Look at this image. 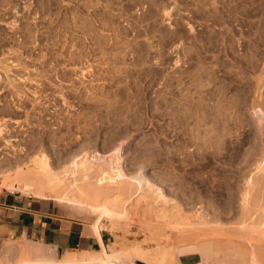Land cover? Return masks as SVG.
I'll list each match as a JSON object with an SVG mask.
<instances>
[{
  "label": "rangeland",
  "instance_id": "rangeland-1",
  "mask_svg": "<svg viewBox=\"0 0 264 264\" xmlns=\"http://www.w3.org/2000/svg\"><path fill=\"white\" fill-rule=\"evenodd\" d=\"M0 125L13 149L117 156L183 212L238 222L249 184L264 201V0H0ZM8 193L36 197L0 176ZM37 198L121 245L118 220ZM23 244L49 248L5 236L0 264Z\"/></svg>",
  "mask_w": 264,
  "mask_h": 264
},
{
  "label": "bare ground",
  "instance_id": "bare-ground-1",
  "mask_svg": "<svg viewBox=\"0 0 264 264\" xmlns=\"http://www.w3.org/2000/svg\"><path fill=\"white\" fill-rule=\"evenodd\" d=\"M8 138L0 125L3 186L13 189L17 184L27 194L53 198L77 210L89 209L100 219L114 218L121 223L114 229L123 233L121 245H112L110 250L97 220L88 230L100 249L85 260L80 261L77 253H67L60 260L50 248L23 244L13 248V264H139L137 259L147 264H182V259L188 257L196 258L195 263L200 261L196 264H264V201L252 195V183L242 190L238 222L209 221L203 216L204 205L196 207L194 214L183 212L143 172L142 166L128 172L122 168L121 158L120 162L113 159L117 156L82 150L84 153L66 152L59 157L61 165H55V160L43 151L28 155L25 147L13 149ZM131 234L134 238L129 246L126 236ZM141 234L154 242L153 246H143L147 241L141 244ZM10 247L5 250L10 252Z\"/></svg>",
  "mask_w": 264,
  "mask_h": 264
},
{
  "label": "crops",
  "instance_id": "crops-1",
  "mask_svg": "<svg viewBox=\"0 0 264 264\" xmlns=\"http://www.w3.org/2000/svg\"><path fill=\"white\" fill-rule=\"evenodd\" d=\"M59 205L74 212H84L65 204ZM90 227L91 225L85 231L79 221L63 216L52 200L22 193L0 195V241L5 236L25 237L44 246L48 245L56 258H59L57 255L60 253L64 255L66 252L77 253L81 257L86 255L83 252L92 253L91 251L100 249H92L100 245L95 236L90 234ZM196 260L188 257L183 258L181 263L195 264Z\"/></svg>",
  "mask_w": 264,
  "mask_h": 264
}]
</instances>
